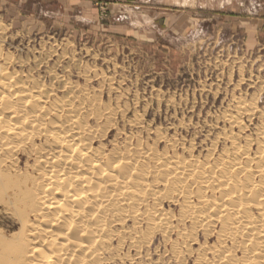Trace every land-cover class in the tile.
<instances>
[{"label":"rangeland","instance_id":"1","mask_svg":"<svg viewBox=\"0 0 264 264\" xmlns=\"http://www.w3.org/2000/svg\"><path fill=\"white\" fill-rule=\"evenodd\" d=\"M227 1L130 3L155 22L156 30L149 24L117 25L106 3L97 4L96 21L56 16L40 1L1 3L0 19L6 21L0 26V48L13 56L16 69L33 70L61 90L67 82L85 89V110L107 117L115 113V128L105 139L110 148H124L126 137L133 136L134 143L157 148L167 158L184 155L190 162L212 164L232 159L239 142L251 145L242 157L246 163L256 158L264 141V26L253 30L231 18ZM94 97L102 106L95 108ZM256 165L252 161L249 171L260 180ZM220 175L216 172L214 178ZM161 184L153 188L178 229L169 239L158 232L137 249L127 238L120 242L134 226L129 217L126 228L114 225L119 233L102 264H200L202 253L212 256L209 248L217 242L220 226L207 237L203 230L192 231L189 223L180 224L183 198L171 199ZM1 188L4 194L6 183ZM191 193L196 201L197 185ZM18 202L11 193L0 204V233L10 248L21 230ZM192 233L193 240L188 237Z\"/></svg>","mask_w":264,"mask_h":264},{"label":"bare ground","instance_id":"2","mask_svg":"<svg viewBox=\"0 0 264 264\" xmlns=\"http://www.w3.org/2000/svg\"><path fill=\"white\" fill-rule=\"evenodd\" d=\"M18 67L0 48V204L14 193L21 227L13 248L0 233V264H102L119 233L114 225L126 228L129 217L134 226L122 245L127 238L143 249L158 232L169 239L178 222L162 209L154 183L167 186L171 199L183 198L180 224L207 237L220 226L212 256L202 253L200 264H264V141L246 163L250 144L239 142L232 159L212 164L167 158L133 136L124 148H110L115 113L85 110L82 87L67 82L61 90ZM99 97L90 100L95 108ZM252 161L260 180L249 171Z\"/></svg>","mask_w":264,"mask_h":264},{"label":"crops","instance_id":"3","mask_svg":"<svg viewBox=\"0 0 264 264\" xmlns=\"http://www.w3.org/2000/svg\"><path fill=\"white\" fill-rule=\"evenodd\" d=\"M22 0H0V4H11ZM26 1V0H25ZM30 1V0H29ZM40 1L43 3L45 10H48L56 16H63L64 18L78 17L86 21H96L99 16L98 3L108 4L111 10L112 19L117 25L125 27H142L149 24L154 30L158 28L155 22H150L147 16L142 12L138 13L136 9L132 8L130 3L144 2V3H169L172 0H124L128 3H123V0H31ZM201 0H178V3L194 2L199 4ZM133 4V3H132ZM227 5H231V18L241 19L253 30H259L264 26V0H228ZM227 11V10H226ZM143 21V23H142ZM247 26V27H248Z\"/></svg>","mask_w":264,"mask_h":264}]
</instances>
